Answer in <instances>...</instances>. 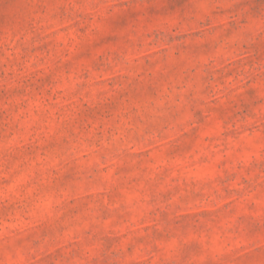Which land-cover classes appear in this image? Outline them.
<instances>
[{
	"label": "rangeland",
	"instance_id": "374dc122",
	"mask_svg": "<svg viewBox=\"0 0 264 264\" xmlns=\"http://www.w3.org/2000/svg\"><path fill=\"white\" fill-rule=\"evenodd\" d=\"M0 264H264V0H0Z\"/></svg>",
	"mask_w": 264,
	"mask_h": 264
}]
</instances>
